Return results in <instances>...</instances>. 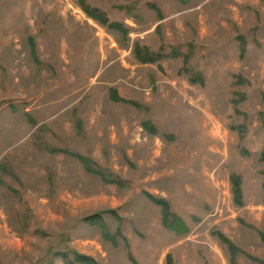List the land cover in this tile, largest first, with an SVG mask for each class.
Segmentation results:
<instances>
[{
	"label": "rangeland",
	"instance_id": "374dc122",
	"mask_svg": "<svg viewBox=\"0 0 264 264\" xmlns=\"http://www.w3.org/2000/svg\"><path fill=\"white\" fill-rule=\"evenodd\" d=\"M78 255L264 264V0H0V264Z\"/></svg>",
	"mask_w": 264,
	"mask_h": 264
},
{
	"label": "trees",
	"instance_id": "16d2710c",
	"mask_svg": "<svg viewBox=\"0 0 264 264\" xmlns=\"http://www.w3.org/2000/svg\"><path fill=\"white\" fill-rule=\"evenodd\" d=\"M84 11L86 12V14L88 16H90V17H92V18L100 21L101 23L107 24L106 21H104L101 18H99V16H97L91 10H87L86 8H84ZM107 26L108 27H111V28H117V29L119 28V26L117 24H112V23L111 24H108ZM141 60H143V61H150V60H153V59L150 58V57H148V56H144V57L141 58ZM161 205H163V217H164L163 222H164V224L165 225H169L171 228H175L174 225L176 224V221L178 220L177 219L178 217L173 219V221L175 223L172 221V223L168 224L169 223L168 222V217L170 215L169 212H167V208L168 207H167V205H164L163 202H161ZM166 216H167V220H165ZM85 220L87 222H89L90 224H92V225H103L102 220H101V216L99 214H94L92 216L86 217ZM76 260L78 262H80V263H83V264H98L97 262H95L90 257L84 256V255H78V256H76Z\"/></svg>",
	"mask_w": 264,
	"mask_h": 264
}]
</instances>
